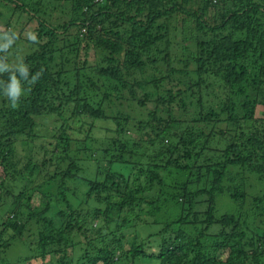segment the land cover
Instances as JSON below:
<instances>
[{
  "label": "trees",
  "instance_id": "1",
  "mask_svg": "<svg viewBox=\"0 0 264 264\" xmlns=\"http://www.w3.org/2000/svg\"><path fill=\"white\" fill-rule=\"evenodd\" d=\"M0 2L36 24L0 32V253L24 255L6 264H264V0ZM127 95L158 106L109 115ZM99 120L114 123L103 138ZM29 139L54 166L32 188V156L15 159Z\"/></svg>",
  "mask_w": 264,
  "mask_h": 264
},
{
  "label": "rangeland",
  "instance_id": "2",
  "mask_svg": "<svg viewBox=\"0 0 264 264\" xmlns=\"http://www.w3.org/2000/svg\"><path fill=\"white\" fill-rule=\"evenodd\" d=\"M22 1V0H21ZM24 2H26L27 4H29L31 7H36V0H23ZM50 1L52 0H45L46 3H50ZM64 6V7H63ZM66 4L62 3V8L59 9V11H52V13H54L57 17H59V19L61 21H68L69 20V12H67L64 8H65ZM21 9L16 8L15 3L12 4H6L4 2H0V32H4L6 29H14L16 31V33H21L26 37H30V38H34L35 36V32H34V28L36 26L35 22H33L29 16L27 14L21 13ZM15 12H17L15 14ZM23 12V11H22ZM50 20L53 19L52 16L49 18ZM15 23V24H12ZM1 36V35H0ZM1 39V37H0ZM179 39H181V37H179ZM173 47V44H172ZM171 51L173 52V55H175L176 52H180V48H176V50L174 48H171ZM93 52V51H92ZM153 69L148 68V73H151ZM214 93H212V90L208 91V89H204V98L207 99V101L215 100L216 99V93L222 95V90L221 89H217V86H215V88L213 89ZM141 95L143 93V90L140 91ZM130 96L127 95V99H123L122 104H120V101H116L114 103L116 104H106L105 108L107 109V112L109 115H114L116 114L118 109H121L123 111H125L126 113L131 114V116L135 119H142L144 117H146L148 115V113L157 108L158 104L155 102H151L149 105H146L145 107H140L137 105L136 101L132 102L129 100ZM252 97H255V95H252ZM163 107V106H160ZM165 108H168L167 106ZM171 109L175 110L176 114H180V112L183 114V109H181L177 104H175V106ZM168 110V109H166ZM262 111H264V109H261V114ZM184 116V115H180ZM165 117H168L167 114H165ZM42 123V127H40L39 132L43 133V132H48L49 135L53 134V130L52 127L50 126L49 123V119L48 118H44L41 120ZM97 124V129L95 130V133L97 135V137L99 138H103L105 137L107 134L105 132V128L106 127H114V123L111 120H99L96 122ZM29 146H24L23 144L21 146H19V155L16 156L15 159H17V162L19 164V166H23L25 163L29 162V156H32V161L33 163L31 165H36L37 166V170L35 173V177L32 179L33 183L31 182L30 187L32 188L33 186H37L38 184L42 183L43 181L47 180L48 177L52 176L53 172H54V166H50L48 169L46 168H40V166L43 165V161L44 159L46 160L44 165H48V159H49V154L45 153L44 150L40 147L42 146L38 140H31L29 139ZM99 147V145H98ZM34 150H33V149ZM30 149H32V154L30 153ZM153 153L150 152L149 155H152ZM82 157L86 158L85 160V166H90L93 165V163L91 161H88L89 157L92 158H98L100 157V152H95L94 154H84L82 155ZM136 158H128V160H130L131 162L134 161ZM36 163V164H35ZM116 168H120V169H124V171H127V169H125L121 164L117 166H115ZM4 169L3 167H0V179L2 177H4ZM49 174V175H47ZM86 171L83 173V176L86 177ZM6 178V177H5ZM7 179V178H6ZM5 179V180H6ZM8 180V179H7ZM168 183L170 182V180L167 178ZM261 183V182H260ZM14 187H15V192L14 194H18L20 191V189L15 186V184L13 183ZM70 185H77V187H79L80 191L78 192V194H74L73 192H71V199L73 200L74 204L79 207V208H85L87 209L89 207V205H87L84 200H83V194L81 193V190H85V185L83 184V181L78 182V180H73L72 182H70ZM262 185V183H261ZM12 184L11 181H8L6 183V186L3 188L2 191L7 190L9 188H11ZM1 191V190H0ZM1 191V192H2ZM253 191V189H252ZM41 198H42V194L40 192H36L33 196V205H39V203L41 202ZM10 203H7L4 206L0 207V219L2 217H5L7 214L11 215L10 212V207H9ZM218 205H219V209L221 211H233L235 209V207L237 206V204L233 201H231V199H229V197L226 194L220 195L218 197ZM172 212H174V209L172 210ZM162 214H160L161 216ZM22 248H12L9 253H7L5 256L4 254L0 253V264H6L7 260H17L20 256L21 258L24 257V255L22 254ZM15 258V259H14ZM5 259V260H4Z\"/></svg>",
  "mask_w": 264,
  "mask_h": 264
}]
</instances>
